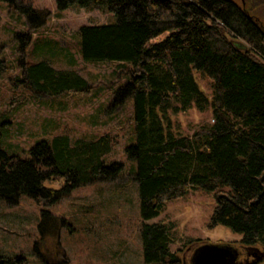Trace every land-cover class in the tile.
<instances>
[{"label": "trees", "instance_id": "1", "mask_svg": "<svg viewBox=\"0 0 264 264\" xmlns=\"http://www.w3.org/2000/svg\"><path fill=\"white\" fill-rule=\"evenodd\" d=\"M4 1L25 14L31 29L46 23L48 10L34 7L33 0ZM241 1L57 0L62 10L95 2L118 18L112 24L81 26L80 55L85 61L133 65L130 80L111 101L134 100L136 141L126 153L137 160L146 263L192 264L171 250L168 223L149 220L160 215L167 201L194 188L213 193L216 206L209 226L223 224L241 233L242 247L264 259V0ZM17 38L24 54L33 35L17 33ZM1 53L0 44V76L10 71ZM75 64L71 55L69 66ZM21 65L20 82L36 94L91 91L73 66L58 69L50 60H23ZM194 69L211 78L210 97ZM193 104L201 111L213 108V122L192 134H176L171 112L189 111ZM5 123L0 121V199L17 204L23 194L34 198L44 207L41 228L51 221L48 206L76 187L111 181L123 172V162L103 159L114 140L108 133L93 139L72 140L64 133L41 139L25 158L2 148ZM53 180L61 186L45 185ZM13 259L0 255V264Z\"/></svg>", "mask_w": 264, "mask_h": 264}, {"label": "rangeland", "instance_id": "2", "mask_svg": "<svg viewBox=\"0 0 264 264\" xmlns=\"http://www.w3.org/2000/svg\"><path fill=\"white\" fill-rule=\"evenodd\" d=\"M242 2L241 0H236ZM33 6L47 9L46 23L31 29L25 14L0 0L1 56L10 71L0 76V121L2 148L12 155L28 158L29 149L41 139L68 134L93 139L101 134L113 136L112 149L103 159L121 161L123 172L111 181H95L76 187L70 194L48 206L51 221L41 228L43 206L23 194L17 204L0 199V255L14 258L10 264H157L146 263L143 241L139 183L135 179L137 160L130 159L126 146L136 141L134 100L112 105L119 87L130 80L127 61H85L80 55V28L83 25L116 23L107 7L92 2L88 6L58 8L57 0H33ZM29 32L33 40L24 54L17 33ZM86 78L91 91L61 95L36 94L24 86L21 62L32 64L50 60L54 67L71 68L69 57ZM200 88L210 97L212 80L203 70H193ZM213 108L170 114L176 134H192L203 124L212 123ZM59 181L45 185L59 188ZM159 216L150 222L166 221L171 228L170 248L183 263L189 262L196 247L208 242L232 244L240 255L237 264H264L242 247L243 235L219 224L209 226L216 202L212 192L194 188L182 198L171 199ZM53 219V220H52ZM231 245V246H232Z\"/></svg>", "mask_w": 264, "mask_h": 264}, {"label": "water", "instance_id": "3", "mask_svg": "<svg viewBox=\"0 0 264 264\" xmlns=\"http://www.w3.org/2000/svg\"><path fill=\"white\" fill-rule=\"evenodd\" d=\"M239 47L243 44L237 43ZM240 252L229 244L208 242L196 247L191 258L192 264H237Z\"/></svg>", "mask_w": 264, "mask_h": 264}]
</instances>
